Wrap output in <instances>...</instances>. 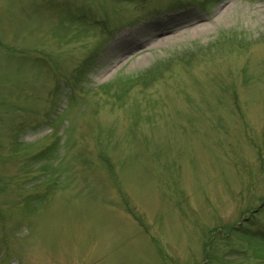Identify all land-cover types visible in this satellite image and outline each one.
<instances>
[{"label": "rangeland", "instance_id": "rangeland-1", "mask_svg": "<svg viewBox=\"0 0 264 264\" xmlns=\"http://www.w3.org/2000/svg\"><path fill=\"white\" fill-rule=\"evenodd\" d=\"M0 264H264V0H0Z\"/></svg>", "mask_w": 264, "mask_h": 264}, {"label": "bare ground", "instance_id": "bare-ground-1", "mask_svg": "<svg viewBox=\"0 0 264 264\" xmlns=\"http://www.w3.org/2000/svg\"><path fill=\"white\" fill-rule=\"evenodd\" d=\"M188 21V20H187ZM203 29V26H198L197 30ZM169 38V37H168ZM168 38L161 39L162 41H166Z\"/></svg>", "mask_w": 264, "mask_h": 264}]
</instances>
